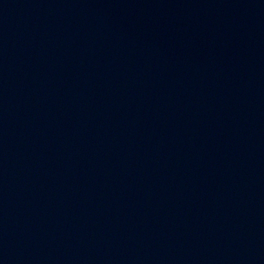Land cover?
<instances>
[{
  "label": "water",
  "instance_id": "95a60500",
  "mask_svg": "<svg viewBox=\"0 0 264 264\" xmlns=\"http://www.w3.org/2000/svg\"><path fill=\"white\" fill-rule=\"evenodd\" d=\"M0 264H264V0H0Z\"/></svg>",
  "mask_w": 264,
  "mask_h": 264
}]
</instances>
